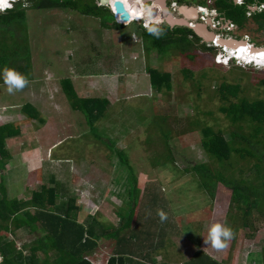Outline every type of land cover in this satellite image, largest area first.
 <instances>
[{"label":"rangeland","instance_id":"obj_1","mask_svg":"<svg viewBox=\"0 0 264 264\" xmlns=\"http://www.w3.org/2000/svg\"><path fill=\"white\" fill-rule=\"evenodd\" d=\"M121 1L133 16L140 2ZM182 3L207 5L206 0ZM28 22L32 79L23 90L12 94L0 79V125L15 122L21 129L19 135L6 140L10 157L4 169L0 168V182L5 175L12 195L27 199L32 196L31 188L47 184L60 193L58 204L76 198V206L81 208L78 220L86 221L94 215L102 223L98 226L99 244L88 258L94 264H106L117 242L104 234L119 228L122 207L127 211L133 205L128 192V166L119 157V150H125L138 177L139 199H143L134 228L150 226L154 238L159 237L156 241L165 243L160 248L168 256L154 255L156 260L183 264L202 249L223 264H264V219L255 212L252 228H245L241 211L229 217L233 209L230 188L218 183L211 198L199 188V178L195 180L187 172L196 164L211 161L202 146L203 125L214 126L225 139L230 138L233 126L221 110L218 95L223 82L236 84L244 77L241 83L249 88L247 93L264 97V88L254 86V81L264 75L254 73L263 67L242 66L244 74L241 69L216 62L221 50L203 58L196 55L198 45L192 49L196 56L192 61L184 53L170 59L161 58L157 50L147 53L138 20L125 23L121 30H110L102 27L100 18L78 11L28 9ZM250 25L254 28L249 32L252 41L264 45V31L256 30L255 23ZM234 33L243 36V31ZM149 67L169 71L173 89L156 90L151 85ZM185 67L194 69L196 75L187 79ZM206 70L208 75L198 95L199 86L195 88L194 82L200 83ZM79 73L88 76L81 78ZM65 79L73 80L81 97L104 96L111 101L106 109L108 116L97 120L102 132L99 136L90 132L85 114L72 108L63 89ZM27 103L38 109V117L30 118L24 111ZM196 121L199 127L194 125ZM171 158L178 171L169 166ZM160 210L167 216L163 221ZM216 222L235 233L228 247L220 251L204 242ZM29 232L26 228L17 230L19 247L33 239Z\"/></svg>","mask_w":264,"mask_h":264},{"label":"trees","instance_id":"obj_2","mask_svg":"<svg viewBox=\"0 0 264 264\" xmlns=\"http://www.w3.org/2000/svg\"><path fill=\"white\" fill-rule=\"evenodd\" d=\"M140 1L135 0V3ZM215 3L244 34L254 30L250 27L251 23L257 25L256 30L264 31V9L256 12L250 9L251 5H264V0H244L242 4L236 3V0H216ZM129 8L132 10L133 6L130 5ZM142 8L146 11L145 17L151 16L145 5ZM28 9H70L100 18L101 25L105 29L121 30L127 26L116 19V13L111 7L101 5L100 0H30L29 8L25 9L17 3L11 9L0 12V70L13 68L25 74L28 80L32 79L33 65ZM248 13H251V16H248ZM132 19L136 20L133 16ZM119 20L123 23L130 22L121 17ZM138 28L147 53L157 50L161 58L170 59L171 56L178 54L182 56L184 53L186 58L190 57L189 60L192 61L196 57L192 49L197 45L200 46L198 48L200 51L196 55L202 58L218 50L216 47H208L206 43H201L202 38L194 29L179 25L172 27L158 17L151 20L150 28H144L141 24ZM153 28L159 30L158 37L150 32ZM232 66L231 68L241 69V72L245 74L242 66L235 64ZM148 70L151 83L156 90L163 92L165 89L168 91L173 89L174 83L169 71L158 70L155 67H149ZM184 70L187 79L196 75L194 69L185 67ZM255 72L256 76L264 74V70ZM207 75L208 70L200 76V83L194 82L195 88L199 86L198 95L201 94L202 80ZM255 75L253 77H256ZM241 81H244V77H240V83L236 84L223 82L218 90L223 104L221 110L227 114L233 126L230 130V138L225 139L222 132L216 130L214 126L203 125L201 127L202 146L211 161L196 164L187 172H190L195 180L199 178V188L208 193L211 198L215 196L218 183L230 188L232 191L230 208L233 209L229 217H236L237 212L241 211L245 218L242 225L251 229V217H254L255 212L264 219V97L248 94L249 88L243 86ZM62 83L72 108L85 114L90 132L99 136L102 132L96 124L97 120L108 116L106 109L111 107V101L104 96L81 97L75 90L73 81L65 79ZM254 86L264 88V75L254 81ZM24 111L30 118L39 116L38 109L32 104L27 103ZM194 125L199 127V121H196ZM20 132V126L15 122L0 125L1 169H4L7 158L10 157L5 147L6 140L16 137ZM119 157L128 166V192L133 205L130 209L127 207V211L125 207H122V225L113 233L104 234L106 239H116L117 242L115 253L110 256L106 264H152L156 261L153 257L154 252L165 243L162 239L156 241L159 237L154 238L155 234L150 230V226L134 228V224L139 222L137 218L143 199H139L138 177L125 156V150H119ZM170 160L172 163L169 166L173 171H178L174 165V159ZM227 171L229 173H226ZM236 174L239 176L237 177ZM6 180L5 175H2L0 182L2 261L0 264H94L88 255L99 244L98 226H102L94 215H89L86 221L78 220L77 211L81 208L76 206V198L71 197L65 203L58 204L60 193L47 184L31 188L32 196L27 199L12 195ZM160 212L161 210L158 214ZM152 221L157 223V220ZM25 228L30 231L33 239L23 244L21 248L18 246L17 230ZM234 229L237 230L236 227ZM157 234L162 236L160 232ZM262 257L264 261V249ZM186 264L222 263L213 261L205 252L198 250Z\"/></svg>","mask_w":264,"mask_h":264},{"label":"clouds","instance_id":"obj_3","mask_svg":"<svg viewBox=\"0 0 264 264\" xmlns=\"http://www.w3.org/2000/svg\"><path fill=\"white\" fill-rule=\"evenodd\" d=\"M166 1V0H165ZM184 1V0H183ZM207 1V5H203V4H187V3H182V0H179V5L180 7L184 4L186 5H193L197 8V11H198V14H199V9L198 7L202 6V7H208L209 8V11L211 12V10L215 9L218 11V13H220V16L222 18H225L226 21L229 22L230 26L228 29H225V30H215L214 28H212L210 26V24H207L205 22H202L200 20V15L198 17L197 20H195V22H198V23H201V24H206L208 29L212 32H214L217 36H220V37H223V38H231V39H235V40H245L247 42V46L246 48L248 49L249 47H256V48H263L264 45H259L257 44L256 42L252 41V39L250 38V35L249 34H243L242 37H239L237 36L236 31L240 32L242 30H240V28L235 24L233 23L232 20L228 19L223 13L222 11L220 10V8L218 6H216V0H206ZM210 2V3H209ZM17 3H20L21 6L23 8H29L30 7V0H0V12H4V11H7L9 9H11L15 4ZM236 3H238V0H236ZM244 3V0H241L240 3L238 4H242ZM102 5V4H101ZM146 6V8H148V13L151 15V16H148V17H144L143 19L139 20L140 21V24L144 27V28H150L151 26V20L153 18H161L163 20L166 21L165 19V16L163 17V15H161V9L160 7L154 2V0H147V2H145L144 4ZM166 5H167V8H168V12L171 13L173 15V17L175 18H185L184 15L181 13L180 9H179V12L180 13H175L171 6H170V3L167 4L166 2ZM104 6H110L112 8V10L116 13V19L122 23V24H125L123 22H121L119 20V17H121L120 13L117 12L113 6H111V4H105ZM256 5H251L250 6V9L253 11V12H256V11H262L264 9V5H261V6H257V10H253L252 7H254ZM153 10H156L155 12ZM248 16H251V13H248ZM122 19V18H121ZM134 20V19H131L130 22ZM138 21V22H139ZM144 21H150V26L147 27V26H144L143 25V22ZM167 22V21H166ZM191 22V21H189ZM168 23V22H167ZM127 24V23H126ZM169 24V23H168ZM177 26V25H175ZM180 26V25H179ZM174 27V26H172ZM189 27V26H187ZM191 28V27H190ZM150 32L154 35H156L157 37L160 35V32L158 29H150ZM230 32V34L228 33ZM202 38V37H201ZM143 42V40H142ZM201 43H206V44H211V47H216L219 50H221V52H219L217 55H216V62L219 64V65H224V66H228V65H239V66H250V65H253L254 66H257L259 65L258 63H245L243 60H241L240 58H238V56L236 54H230L227 50L230 51V47H227V46H224L222 44H219L215 41H204V39L202 38L201 40ZM235 51H238V49H235L237 47H232ZM217 51V50H216ZM249 53H251V51L249 50ZM216 54V53H215ZM264 54V53H262ZM215 56V55H214ZM261 66V65H260ZM263 67V70H264V65L262 66ZM0 79L3 80L4 84L7 86V90L10 94L14 93V92H17V91H21L23 90L29 83V80L27 78V76L25 74H22L18 71H16L15 69L13 68H5L3 70H0ZM152 85V83H151ZM160 215V218L161 220H165L167 218L166 214L161 211L159 213ZM235 237V233L234 231L226 226L225 224L223 223H220V222H216V223H213L210 228L208 229V234H207V237H204V242L206 245H211V247L217 251H220V250H224L228 247V244L229 242L234 239ZM2 261V257L0 255V262Z\"/></svg>","mask_w":264,"mask_h":264},{"label":"water","instance_id":"obj_4","mask_svg":"<svg viewBox=\"0 0 264 264\" xmlns=\"http://www.w3.org/2000/svg\"><path fill=\"white\" fill-rule=\"evenodd\" d=\"M111 1L112 0H100V3L102 5L111 4ZM113 7H114V9L117 12H119L121 14V18L123 20L130 21L132 19L131 13L128 12L126 9H124L121 0L114 1ZM160 9H164L163 10L164 12H162L161 15H163V17L165 16L166 21L171 26H175V25L189 26L192 29H194V31L200 37H202L204 39V41H215V42H217L219 44H222V45L230 47V48L237 47L240 43L246 42L245 40H240L239 41V40H235V39H231V38L227 39V38H223V37L217 36L214 32H212V31H210L208 29L206 24H201V23L195 22L194 25H191V23L189 21H195L199 17L197 8L195 6H193V5L184 4V5H182L180 7V11L184 15L185 18H175V17H173V15L168 12V8H167V5H166L165 1H164V6L160 7ZM252 9L253 10H257V6L252 7ZM254 49L258 50V49H261V48L254 47ZM262 49H264V47Z\"/></svg>","mask_w":264,"mask_h":264},{"label":"bare ground","instance_id":"obj_5","mask_svg":"<svg viewBox=\"0 0 264 264\" xmlns=\"http://www.w3.org/2000/svg\"><path fill=\"white\" fill-rule=\"evenodd\" d=\"M164 1L165 0H154V2L159 5L160 7L164 6ZM145 2H147V0H141L140 4L138 5V7L136 9H134L133 11V17L136 20H141L145 17V13L144 10L142 8V6H144ZM166 2V1H165ZM161 13L164 12V9H161ZM206 10H204L205 12ZM247 42H242L240 43L237 48L238 51H235L233 48H230V51L227 50L230 54H236L238 56V58H240L241 60H243L245 63H252V62H256L259 65L263 66L264 65V49H254V47H249L248 49L246 48L247 46ZM249 50L251 51V53H249Z\"/></svg>","mask_w":264,"mask_h":264},{"label":"built area","instance_id":"obj_6","mask_svg":"<svg viewBox=\"0 0 264 264\" xmlns=\"http://www.w3.org/2000/svg\"><path fill=\"white\" fill-rule=\"evenodd\" d=\"M166 2L167 4L170 3V6L175 13H180L179 0H171V1L166 0ZM198 9H199L200 20L202 22L210 24V26L215 30H225L229 28L230 26L229 22L226 21L225 18H222L217 10L213 9L210 12L208 7H202V6L198 7ZM204 10L206 11L204 12ZM190 23L191 25H194L195 21H191ZM143 25L149 27L150 21H144Z\"/></svg>","mask_w":264,"mask_h":264},{"label":"crops","instance_id":"obj_7","mask_svg":"<svg viewBox=\"0 0 264 264\" xmlns=\"http://www.w3.org/2000/svg\"><path fill=\"white\" fill-rule=\"evenodd\" d=\"M140 4V3H139ZM141 5V4H140ZM144 10V9H143ZM144 13H145V15H146V11L144 10ZM80 75H83V74H81V73H79ZM107 74V73H106ZM104 75V74H103ZM88 75H83L81 78H85V77H87ZM110 75H108L107 74V76H106V78L107 79H109L110 77H109ZM97 77V76H96ZM77 78V77H76ZM79 77L76 79L77 81H79ZM106 79V80H107ZM71 81H73L72 79H71ZM100 82H101V80H99ZM161 249H164V248H159L156 252H154V255L155 256H168V254H167V251H162ZM200 251H203V252H205L207 255H208V253L206 252V251H204V250H202V249H200ZM198 252V250H196L193 254H192V256L188 259V260H185V263L183 262V264H186V262L187 261H189L193 256H195L196 255V253ZM154 255H153V257H154ZM181 256H183V255H181ZM210 256V255H209ZM211 257V256H210ZM212 259H213V261H215V260H217V262H219L218 261V259L217 258H215V257H211ZM215 259V260H214ZM154 260H156L155 258H154ZM169 262H168V260L166 261V260H162V261H158V260H156L155 262H152V264H168ZM221 263V262H220ZM130 264H132V263H130ZM223 264V263H222Z\"/></svg>","mask_w":264,"mask_h":264}]
</instances>
